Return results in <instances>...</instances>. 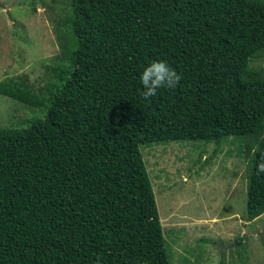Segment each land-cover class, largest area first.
I'll use <instances>...</instances> for the list:
<instances>
[{
	"label": "trees",
	"instance_id": "trees-1",
	"mask_svg": "<svg viewBox=\"0 0 264 264\" xmlns=\"http://www.w3.org/2000/svg\"><path fill=\"white\" fill-rule=\"evenodd\" d=\"M68 5L69 62L45 96L25 77L0 84L45 110L0 127V264H172L142 153L153 144L241 139L245 218L262 215L264 79L249 65L264 51V0ZM158 59L182 79L145 100L140 72Z\"/></svg>",
	"mask_w": 264,
	"mask_h": 264
},
{
	"label": "rangeland",
	"instance_id": "rangeland-1",
	"mask_svg": "<svg viewBox=\"0 0 264 264\" xmlns=\"http://www.w3.org/2000/svg\"><path fill=\"white\" fill-rule=\"evenodd\" d=\"M68 1L0 0V84L25 77L45 96L53 67L69 62ZM249 66L264 79V51ZM44 114L0 94V127H24ZM239 140L142 147L172 264H264V213L245 218L249 159Z\"/></svg>",
	"mask_w": 264,
	"mask_h": 264
},
{
	"label": "clouds",
	"instance_id": "clouds-1",
	"mask_svg": "<svg viewBox=\"0 0 264 264\" xmlns=\"http://www.w3.org/2000/svg\"><path fill=\"white\" fill-rule=\"evenodd\" d=\"M139 79L144 89L140 96L147 100L156 96L162 88H175L180 83L182 76L170 67L166 60L158 59L153 60L141 70ZM253 153H255V149H253ZM256 171L258 175L264 174V155L256 165Z\"/></svg>",
	"mask_w": 264,
	"mask_h": 264
}]
</instances>
